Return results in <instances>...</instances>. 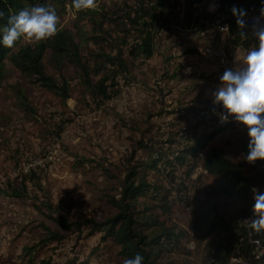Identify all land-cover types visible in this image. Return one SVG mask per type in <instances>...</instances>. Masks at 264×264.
<instances>
[{"label": "rangeland", "instance_id": "rangeland-1", "mask_svg": "<svg viewBox=\"0 0 264 264\" xmlns=\"http://www.w3.org/2000/svg\"><path fill=\"white\" fill-rule=\"evenodd\" d=\"M217 1L209 0L206 9L214 11ZM117 3L112 0L110 4L117 7ZM59 17V28L68 27L83 41L79 27L74 26L77 11L67 9ZM211 28L199 31L196 26L175 25L170 31L155 33L154 55L146 60L127 56L129 72L119 77L120 93L104 103L88 94L74 66L57 67L50 52L44 59L47 72L58 81L66 78L72 86L66 101L26 79L6 60L8 76L0 87V188H6L9 181L18 182L32 169L35 178L28 182L29 196L0 193V264H123L116 256V245L98 247L101 237L91 233V224L82 232L67 231L50 214L69 221H102L117 214L109 199L121 197L127 169L134 163L130 159L145 155L138 142L151 135L165 138L172 129L179 135L193 121L171 111L201 108L213 101L211 94L225 69L242 64L247 50L232 46L228 33ZM206 46L225 47L230 64L207 57ZM103 49L92 41L83 46L87 56ZM15 85L25 90L33 111L21 108ZM60 126L64 127L61 131ZM247 136V128L238 126L210 145L222 146L237 163L236 148ZM177 179L176 184L187 185L184 177ZM151 180L170 196L172 211L161 214L162 221L181 227L186 234L189 249L175 257L177 263L201 264L210 242L196 237L194 213L206 202L205 193L213 188L214 178L199 166L185 193L175 189L173 182L162 181L161 175ZM52 234L57 238H51Z\"/></svg>", "mask_w": 264, "mask_h": 264}, {"label": "trees", "instance_id": "trees-1", "mask_svg": "<svg viewBox=\"0 0 264 264\" xmlns=\"http://www.w3.org/2000/svg\"><path fill=\"white\" fill-rule=\"evenodd\" d=\"M111 1L98 0L96 10L77 12L79 18L74 26L79 27L77 30L81 31L83 41L78 40L73 30L62 27L57 36L46 42H18L14 49H8L2 44L0 32V87L7 80V60L26 79L66 101L71 97L72 86L66 78L58 81L47 72L44 59L50 52L57 67L74 66L88 94L104 103L120 93L117 87L119 77L129 72L127 56L142 60L151 58L156 50L154 35L161 30L170 31L175 25H185L196 26L202 31L221 19L229 25L227 38L232 46L249 50L258 44L245 28L243 31L248 37L241 39V30L232 10L235 7L245 10L247 15L260 16L264 0H218L214 11L206 9L208 0H119L117 7H112ZM37 4L52 5L58 15L68 8L76 11L72 0H0V12L3 13L0 28L6 24L9 15ZM91 41L101 45L103 51L87 56L83 46ZM94 77H97L96 82ZM14 89L21 108L33 111L25 90L16 85ZM222 111L223 108L216 107L213 101L206 102L201 108L178 107L171 112L193 121L183 127L179 135L177 129H172L167 137L159 140L155 135L143 137L138 144L145 155L130 159L134 163L127 169L121 197L111 196L109 199L118 209L116 215L102 221L93 218L69 221L63 215L55 217L52 214L50 217L67 231L82 232L91 224V233L101 237L102 244L98 247L116 245V256L122 262L139 253L144 257L143 264H178L175 257L189 249L186 234L181 227L162 221L161 214L172 211L170 196L151 177L161 175L162 181L173 182L175 189L180 188L185 193L189 190L192 174L202 166L215 182L205 193L206 202L200 203L194 213L195 227L199 232L196 237L202 242L208 238L210 242L201 264H232L234 256L242 258L241 264H263V260L255 258L254 247L248 240L249 232L238 226V219L252 212L255 201L251 189L258 185L264 193V160H257L255 164L247 161L250 138H245L236 148V155L240 157L237 163L222 146L210 145L220 135L244 126L231 117L222 122L219 115ZM63 128L60 126L59 131ZM32 170L22 174L16 183L9 181L6 188H0V193L17 198L29 196L28 182L35 178ZM178 177H184L183 182L187 181V185L176 184ZM49 208L53 209L51 205ZM54 234L51 238H57ZM241 237L244 240L241 241ZM258 238L264 243V236ZM28 252L32 262V249ZM77 264L91 263L82 261ZM186 264L197 263L187 261Z\"/></svg>", "mask_w": 264, "mask_h": 264}, {"label": "clouds", "instance_id": "clouds-1", "mask_svg": "<svg viewBox=\"0 0 264 264\" xmlns=\"http://www.w3.org/2000/svg\"><path fill=\"white\" fill-rule=\"evenodd\" d=\"M72 6L77 12L94 11L98 8V0H72ZM232 11L241 30V39H247V33L243 31L247 27L246 11L235 7ZM0 16H3L2 12ZM59 25L60 17L52 5L28 6L8 16L6 24L0 28L2 44L8 49H14L21 41L40 44L57 36ZM252 34L258 41L257 46L247 50L242 64L234 69H225L219 77L221 83L211 95L213 104L223 108L219 113L222 122H227L231 117L247 128L250 138L247 161L255 164L257 160H264V7L260 10V16L253 21ZM186 71L190 72L191 69ZM251 192L255 201L253 217L246 219L245 224L250 229V236H264V193L256 187ZM255 242L259 244V240ZM143 262L144 257L139 253L134 258L123 260V264Z\"/></svg>", "mask_w": 264, "mask_h": 264}, {"label": "built area", "instance_id": "built-area-1", "mask_svg": "<svg viewBox=\"0 0 264 264\" xmlns=\"http://www.w3.org/2000/svg\"><path fill=\"white\" fill-rule=\"evenodd\" d=\"M256 17H259V15L258 14H250V15H246V17H245V21L247 24V27L245 29L251 33H252L253 21ZM211 26H212V28H214L215 32L218 30H220L221 31L220 33H222V34L229 32L228 23L222 22L221 19H217L214 22H212L210 24V28H211ZM212 31H213V29H212ZM204 51H205L207 57L219 59L222 64L227 65V66H228V64H230L228 61V55H227L225 47L221 46L220 48L215 49L214 47L212 48V46H206ZM229 67L234 69V66H232V65H229ZM252 217H253V212H251L248 215L240 216L238 219V226L240 228L245 227L247 229V231L250 232V229H248L246 224H245V220L252 218ZM240 240L242 241V240H244V238L241 237ZM248 240L250 243H252V245L254 247L255 258L258 260H263V264H264V243H263V241L261 240V238L255 237L254 235L250 236L249 233H248ZM256 240H259V244H257L255 242ZM242 262H243L242 258L238 257V256L237 257L234 256L231 259L232 264H241Z\"/></svg>", "mask_w": 264, "mask_h": 264}]
</instances>
